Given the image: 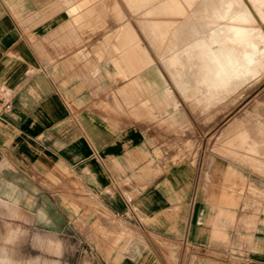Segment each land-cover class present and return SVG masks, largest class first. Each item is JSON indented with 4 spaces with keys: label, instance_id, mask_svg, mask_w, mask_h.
<instances>
[{
    "label": "crops",
    "instance_id": "crops-1",
    "mask_svg": "<svg viewBox=\"0 0 264 264\" xmlns=\"http://www.w3.org/2000/svg\"><path fill=\"white\" fill-rule=\"evenodd\" d=\"M200 1L0 0V264H169L156 241L264 264L248 168L170 143Z\"/></svg>",
    "mask_w": 264,
    "mask_h": 264
},
{
    "label": "rangeland",
    "instance_id": "rangeland-1",
    "mask_svg": "<svg viewBox=\"0 0 264 264\" xmlns=\"http://www.w3.org/2000/svg\"><path fill=\"white\" fill-rule=\"evenodd\" d=\"M243 1L246 2L244 7L246 9L239 6L231 7L233 14L231 18L235 20L238 18L237 21L245 28L253 29L254 25H258L254 28L255 31L260 28V32H264V0ZM195 4L197 6L196 2ZM242 10L251 12L249 16L252 15L255 21L246 15V11L241 14ZM195 13H186L185 15L189 16L187 20L194 18ZM192 35H195L194 30H186L181 44H172L168 47L170 57L165 64L169 72V104H178L181 107L179 117L184 118L179 126L174 127L177 133L175 136L179 138L170 140V143L174 148L184 150L185 157L206 151L209 154L229 157L238 167H247L250 181L246 187L240 185L238 190L245 195L244 207L258 211L264 206V70L258 79L249 81L242 88L233 89L234 91L229 93H219L215 98L217 100H207L206 93L197 87L183 91L180 78L176 77V73L179 76L182 73V63L174 60V55H177L174 48L182 45L186 38H192ZM249 37L250 33L248 36L243 31L238 36L241 39ZM246 202L250 205H246ZM79 241V238L73 239L74 247L77 246L78 249L81 245L84 247V241ZM156 244L160 255L166 258L169 264H242L233 257L227 258L218 253L195 254L172 242L156 241ZM78 255L79 251H74L73 259L78 260Z\"/></svg>",
    "mask_w": 264,
    "mask_h": 264
},
{
    "label": "bare ground",
    "instance_id": "bare-ground-1",
    "mask_svg": "<svg viewBox=\"0 0 264 264\" xmlns=\"http://www.w3.org/2000/svg\"><path fill=\"white\" fill-rule=\"evenodd\" d=\"M200 3L201 15L198 22L195 20L199 29H195L194 37L184 40L183 46H175L177 55L174 60L182 63V73L180 76L176 73V77L180 78L183 91L197 87L210 100L217 98L219 93L242 88L263 73L264 32H260V28L259 32L255 31L258 25L249 29L242 26L238 18L232 19L231 7L244 8L246 2L243 0H210V3L203 0ZM245 11L242 10L241 14ZM250 13L246 11V15ZM242 31L252 37L238 38Z\"/></svg>",
    "mask_w": 264,
    "mask_h": 264
},
{
    "label": "built area",
    "instance_id": "built-area-1",
    "mask_svg": "<svg viewBox=\"0 0 264 264\" xmlns=\"http://www.w3.org/2000/svg\"><path fill=\"white\" fill-rule=\"evenodd\" d=\"M5 107H8L9 106V103L7 102V103H5V105H4Z\"/></svg>",
    "mask_w": 264,
    "mask_h": 264
}]
</instances>
